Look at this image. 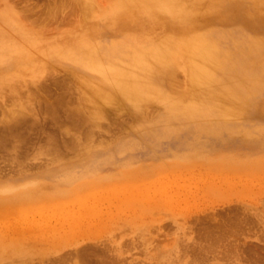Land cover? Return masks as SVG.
I'll return each mask as SVG.
<instances>
[{
    "label": "rangeland",
    "instance_id": "374dc122",
    "mask_svg": "<svg viewBox=\"0 0 264 264\" xmlns=\"http://www.w3.org/2000/svg\"><path fill=\"white\" fill-rule=\"evenodd\" d=\"M185 1L0 0V264H264V0Z\"/></svg>",
    "mask_w": 264,
    "mask_h": 264
},
{
    "label": "bare ground",
    "instance_id": "6f19581e",
    "mask_svg": "<svg viewBox=\"0 0 264 264\" xmlns=\"http://www.w3.org/2000/svg\"><path fill=\"white\" fill-rule=\"evenodd\" d=\"M73 1V0H72ZM84 1V0H83ZM185 1V0H172V2H174V4H176V6L181 5V2ZM187 1V0H186ZM185 1V2H186ZM189 1V0H188ZM203 1V0H202ZM79 2V1H78ZM86 2V1H85ZM205 2V1H204ZM83 3V2H82ZM184 3V2H183ZM201 3V2H200ZM77 4V3H76ZM75 4V5H76ZM199 4V3H197ZM202 4V3H201ZM200 4V6H201ZM207 4V3H206ZM205 4V5H206ZM72 5V4H71ZM73 6V5H72ZM197 6V5H196ZM199 6V7H200ZM82 7L85 9H87L88 7V3L87 5H82ZM78 8V7H77ZM175 8V6L173 7ZM185 8V7H184ZM197 8V7H196ZM201 8V7H200ZM176 9V8H175ZM170 11V10H169ZM188 11V10H187ZM180 12V11H178ZM182 12V11H181ZM184 13V12H183ZM179 15V13H178ZM224 33V32H223ZM224 35V34H223ZM264 47V44H263ZM117 89L120 93H123V95L125 97H128L131 101H133L136 105H140V103L142 104L145 100V98L147 97V95H149V93H151L150 87L147 83L144 82H137V81H133L131 78H129L128 76L126 77H119V79L117 80ZM143 100V101H140ZM93 110V109H92ZM89 119V118H88ZM87 120V119H86Z\"/></svg>",
    "mask_w": 264,
    "mask_h": 264
}]
</instances>
